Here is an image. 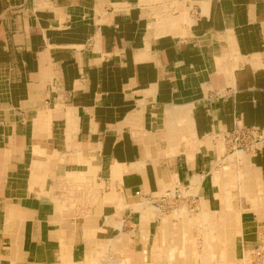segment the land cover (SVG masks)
Returning a JSON list of instances; mask_svg holds the SVG:
<instances>
[{
	"label": "crops",
	"instance_id": "obj_1",
	"mask_svg": "<svg viewBox=\"0 0 264 264\" xmlns=\"http://www.w3.org/2000/svg\"><path fill=\"white\" fill-rule=\"evenodd\" d=\"M220 162L249 165L226 261L264 264V0H0V264H153L167 198L232 196Z\"/></svg>",
	"mask_w": 264,
	"mask_h": 264
},
{
	"label": "rangeland",
	"instance_id": "obj_2",
	"mask_svg": "<svg viewBox=\"0 0 264 264\" xmlns=\"http://www.w3.org/2000/svg\"><path fill=\"white\" fill-rule=\"evenodd\" d=\"M229 154L233 153L227 152V155ZM224 165H229V163L220 162L213 173H217V176H222L223 182H226V179H228L227 174H224L228 171L229 174L235 175L238 178L235 182L236 187L231 191L232 196L225 194V190L231 186L225 185L226 189L225 187L222 189L223 184L221 186L218 185V187L220 186L219 198L223 206L217 212L207 211V213L204 212L205 207L202 199L200 202L202 206L192 205L191 207L181 200L174 201L172 203L173 206L165 211V215H169L168 219H171L172 222L161 227L163 234L165 233L166 235L164 234V241L160 244V249L152 261L153 264H228L226 260L231 246L228 238H230L229 236L232 235V230L234 229L232 226L228 228L225 225L221 228L220 225H214V220H219L220 213L227 210L224 207H227V205L231 206L232 203L237 200H243L246 196L243 193V188L245 185L244 179L246 175H249V165L246 162H242L241 164L233 163L226 171L222 169ZM230 171L232 172L230 173ZM224 175L226 178H223ZM71 188L69 193L67 192L68 197L72 200L75 199L74 203L84 202L87 194L82 190V184L71 186ZM228 193L230 194V192ZM188 194L184 193V196ZM112 246L114 251L115 245L113 244ZM245 256L248 257H244L245 259H243L242 263L253 264L251 257L249 255ZM130 261L128 256H124L119 251L116 254L112 252V264H129ZM85 264H94L92 257ZM237 264H241V262Z\"/></svg>",
	"mask_w": 264,
	"mask_h": 264
},
{
	"label": "built area",
	"instance_id": "obj_3",
	"mask_svg": "<svg viewBox=\"0 0 264 264\" xmlns=\"http://www.w3.org/2000/svg\"><path fill=\"white\" fill-rule=\"evenodd\" d=\"M218 140L226 147L228 152H242L253 155L260 150L262 134L256 128H245L238 125L231 132L219 135ZM180 198V194H174L167 198L169 205H164V211L170 209L172 203Z\"/></svg>",
	"mask_w": 264,
	"mask_h": 264
},
{
	"label": "bare ground",
	"instance_id": "obj_4",
	"mask_svg": "<svg viewBox=\"0 0 264 264\" xmlns=\"http://www.w3.org/2000/svg\"><path fill=\"white\" fill-rule=\"evenodd\" d=\"M246 257H248V256H245V258H246ZM245 258H244V259H245ZM243 261H244V260H243ZM245 261H249V260H245Z\"/></svg>",
	"mask_w": 264,
	"mask_h": 264
}]
</instances>
